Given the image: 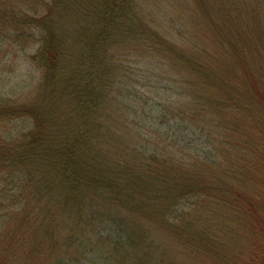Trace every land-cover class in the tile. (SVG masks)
<instances>
[{"label":"trees","instance_id":"trees-1","mask_svg":"<svg viewBox=\"0 0 264 264\" xmlns=\"http://www.w3.org/2000/svg\"><path fill=\"white\" fill-rule=\"evenodd\" d=\"M253 21L264 0H0V44L38 71L0 94V126L22 121L0 131V264H264Z\"/></svg>","mask_w":264,"mask_h":264},{"label":"rangeland","instance_id":"rangeland-1","mask_svg":"<svg viewBox=\"0 0 264 264\" xmlns=\"http://www.w3.org/2000/svg\"><path fill=\"white\" fill-rule=\"evenodd\" d=\"M227 1L228 0H220V2H227ZM256 1L257 0H247V4H249V6L250 5L255 6ZM236 4L238 6L240 5V8L243 7V4L241 1H237ZM231 14H232L233 21L228 23L230 25H233L232 23L234 22H235L234 24H236V22H239L240 19L241 21H244L245 19L244 18L245 12L240 11L239 13V12L233 11ZM246 21H249V20H246ZM253 23L254 25L253 24L251 25L254 29L255 22L253 21ZM254 32H256L257 35H261L262 37H264V34L260 30H258V28H255ZM19 48H20V45L16 42H13L12 40H7V41L4 40V42L0 44V94L1 95H6L7 91L11 88L12 89L13 88H17V89L24 88L25 91L23 93H25L31 90L32 85H35L37 81L36 75L38 74V71L34 69L35 67L28 62V60L26 59L24 55V52L19 50ZM34 50L35 49L33 47L30 49L31 52H33ZM34 74L35 76L33 78ZM5 127L9 128L8 131H13L16 128L22 127V121H17L13 123L10 122V123H7V125L3 124V126H0V131L5 129ZM205 134L206 132L201 134L200 141L193 140V144L196 145V146H193L194 149L200 150L203 152H205L208 149V144H207ZM88 257L90 260L82 261L79 264H95V263L99 264L100 262H102V261H99L98 257L96 258V255L94 254L89 255Z\"/></svg>","mask_w":264,"mask_h":264}]
</instances>
